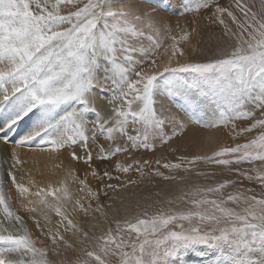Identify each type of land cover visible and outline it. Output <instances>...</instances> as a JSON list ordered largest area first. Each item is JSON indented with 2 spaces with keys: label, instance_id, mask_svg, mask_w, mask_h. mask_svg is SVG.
Wrapping results in <instances>:
<instances>
[{
  "label": "snow or ice",
  "instance_id": "6c2138e0",
  "mask_svg": "<svg viewBox=\"0 0 264 264\" xmlns=\"http://www.w3.org/2000/svg\"><path fill=\"white\" fill-rule=\"evenodd\" d=\"M0 117V264H264V0H0Z\"/></svg>",
  "mask_w": 264,
  "mask_h": 264
},
{
  "label": "bare ground",
  "instance_id": "6f19581e",
  "mask_svg": "<svg viewBox=\"0 0 264 264\" xmlns=\"http://www.w3.org/2000/svg\"><path fill=\"white\" fill-rule=\"evenodd\" d=\"M203 39L207 42L209 40V36L207 34L204 35ZM0 119H2V117H0ZM32 126V121H28L27 123L22 122L21 127L24 130H27L28 128H30ZM20 129H14L12 132V135L15 136V134L17 132H19ZM34 157V167H39V168H44L45 165H50V161L47 159L46 156H41L39 154H33ZM32 158H30L31 160ZM137 194H141V192H138ZM139 196V195H138Z\"/></svg>",
  "mask_w": 264,
  "mask_h": 264
},
{
  "label": "rangeland",
  "instance_id": "374dc122",
  "mask_svg": "<svg viewBox=\"0 0 264 264\" xmlns=\"http://www.w3.org/2000/svg\"><path fill=\"white\" fill-rule=\"evenodd\" d=\"M175 22V21H174ZM181 23H184V21L182 20ZM152 189L151 186H145V185H141L137 190L136 193L141 192V194H137L139 196H145V195H149L151 193Z\"/></svg>",
  "mask_w": 264,
  "mask_h": 264
}]
</instances>
